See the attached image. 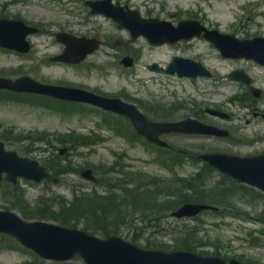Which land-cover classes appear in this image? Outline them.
<instances>
[{"label": "rangeland", "instance_id": "obj_1", "mask_svg": "<svg viewBox=\"0 0 264 264\" xmlns=\"http://www.w3.org/2000/svg\"><path fill=\"white\" fill-rule=\"evenodd\" d=\"M21 1V2H20ZM73 4L72 0H0V12L7 15H18L23 19L33 22L50 25V29H57L65 25V21L78 22L75 16L69 14V11H77L83 6L84 0H77ZM123 4L129 5L130 8L140 12L143 18H157L169 21L172 24L179 23L182 20L197 19L215 24L220 27L224 33L236 35L238 38L264 37V0H118ZM226 10V15L222 17L220 7ZM222 19H221V18ZM205 20V21H204ZM91 26L83 29V32L95 27L99 29L100 34L104 37V46L95 54L86 65V72L74 71L65 66H57L44 69L41 74L46 75L48 81L54 82H83L82 79L92 86H98L108 95L119 94L123 90L130 91L136 95L152 96L166 105L176 103L181 100H187L192 95L191 84L187 81H180L175 78L167 77L158 72H151L149 67L152 64H158L166 67L170 60L175 56L183 57H203L207 61L225 72V65L218 61L217 52L215 53L212 46L203 41L194 42L192 46L174 45L163 46L160 48L151 47L144 37L133 40L129 32L125 29H119L117 24L106 19L105 17L92 18ZM76 30V28H74ZM42 40L50 41L49 38H37L36 52L44 51ZM59 46L54 44L53 50H59ZM159 51H164L165 55L160 57L157 55ZM217 54V55H216ZM125 56L135 57L137 65L133 68H125L121 64V60ZM12 56L0 53V73L1 72H23L31 71V61L19 63L18 59ZM28 60V59H27ZM219 62V64H218ZM37 68V67H36ZM257 76H264L259 69H253ZM234 85V84H232ZM232 85H226L216 88L211 86L212 94L207 96L195 95L192 100L203 101L206 104L213 103L215 105L225 106L234 112L238 117H243L244 112L239 107L228 104V96L235 92ZM191 101V100H189ZM228 104V105H227ZM175 107L169 109L171 118H179L181 116L191 115L189 110H178ZM246 113H248L246 111ZM155 115V113H153ZM89 116V117H87ZM248 120L250 115H245ZM102 120L97 115H81L78 113L64 114L58 110L48 109L45 107L31 106L26 103L22 105L13 101H7L0 104V123L5 127L13 130L15 133L28 132L31 130L48 131L51 133L70 132L77 130L85 134H98L101 139L103 136L109 137L103 144L93 145L89 148H81L78 152L70 155L71 161L76 166H82L81 169L87 167L96 170V177L101 180V175L105 173L106 168L112 166L117 160L123 165L120 169L122 176L142 180L143 182L155 179L158 182L163 180H174L176 177L189 179L195 166L191 162L184 163L185 167L175 166L173 170L168 169L158 161L155 156L157 151L153 148H143L138 145H127L122 140H111V134H116L110 126H102ZM247 120L236 121L232 124L239 133L252 137L253 135L263 134L264 125L255 122L248 124ZM101 126V127H99ZM238 135V134H237ZM260 136V135H259ZM111 140V141H110ZM168 142L175 146L185 147L191 150L204 148L208 142L197 140L194 138H179L178 136H168ZM125 142V140H124ZM214 149L218 147L216 143H209ZM9 150L21 153L25 147L13 145L11 142L5 143ZM45 147V146H44ZM50 152L56 151L55 147H49ZM230 148V147H229ZM238 153H264V140L253 141L239 144L236 149ZM43 151H35L31 155L42 160ZM125 153V154H124ZM116 154H124L118 159ZM154 159V162L150 159ZM132 173V175L130 174ZM118 174V173H115ZM81 174H70L64 178L63 182L58 186H47L46 184H34L24 180L18 185L19 191L10 188L7 185L0 186V209L14 210L22 217L26 218L31 208L39 201L41 192L47 190L49 195H61L68 202L72 200L74 190L83 189L84 191L100 190L101 194L106 193L109 189L107 183L109 180L115 181L119 175L109 174L108 181H98L96 185L85 182ZM219 182V178H211L210 182ZM108 185H111L108 184ZM229 184L227 187H232ZM107 188V189H105ZM245 188H238L234 193L232 203L225 208L227 211L234 209L236 212L254 214V221L243 223L239 221L240 217H216L210 214L201 216V220L194 222L191 220L177 221L169 218L160 226L146 228L143 219L147 218L146 213L138 215L128 213L124 214L114 226L115 230L120 229L123 233L121 236L131 241L134 234L142 236L138 246L144 247L146 244H158L166 246L170 251L177 245L176 242L182 244V239L196 244L199 251L207 254L220 253L224 256L234 257L237 260H246L249 264H264V223L255 222L260 220L264 222V205L263 201L258 198L260 192L255 193L256 198L251 199L245 194ZM162 194V193H161ZM160 194V195H161ZM174 201V200H171ZM16 205L24 207L23 209H14ZM33 206V207H32ZM47 209L58 210L59 207L52 204L48 199L43 203ZM63 212V211H62ZM59 213L60 216L63 213ZM226 213V211H224ZM31 214V213H30ZM227 215H233L227 212ZM27 219V218H26ZM30 220V219H27ZM190 226V227H188ZM196 230L195 240L192 238L190 228ZM194 228L193 232H194ZM82 229V226L79 227ZM136 229V230H135ZM141 233V234H140ZM101 237V236H100ZM28 250L23 248L9 237L0 236V264H85L80 256H75L71 261L65 263L47 262L37 260Z\"/></svg>", "mask_w": 264, "mask_h": 264}, {"label": "water", "instance_id": "obj_2", "mask_svg": "<svg viewBox=\"0 0 264 264\" xmlns=\"http://www.w3.org/2000/svg\"><path fill=\"white\" fill-rule=\"evenodd\" d=\"M94 11L118 17L115 13L111 14L107 7L106 9L105 7H100ZM138 22L141 23L140 21ZM126 26L132 30L135 36L141 33L147 35V32L140 31L141 28H133L130 24H126ZM190 35L192 34L189 33L185 37L188 38ZM226 43L236 46V51H232L229 47L227 49L223 48L222 52L226 57H246L264 63V39L239 42L228 38ZM178 62L189 68V62L191 61L175 60L174 64ZM1 86L16 87L4 81H0ZM66 96L70 99H82L81 96L75 94H66ZM145 126L151 134L153 133L148 135L149 139L161 145H165L157 137L161 132H196L192 121L173 125ZM198 131L201 130L199 129ZM205 159L214 165H218L223 171L233 175L236 179L264 190V158L238 161L221 158L220 156H209L205 157ZM4 170L11 173L13 178L18 175L36 180L46 177L44 171L39 169L36 164L18 159L14 153H5L0 145V173ZM202 209L205 208L202 206H185L176 216L194 215ZM0 229L8 230L12 234L17 235L23 243L36 249L48 259L66 260L74 253L80 252L89 264H224L218 259L206 260L184 253L164 255L158 252H146L117 238L100 242L76 231L54 229L42 224L25 226L15 218H8L4 214H0ZM232 264L239 263L232 262Z\"/></svg>", "mask_w": 264, "mask_h": 264}, {"label": "flooded vegetation", "instance_id": "obj_3", "mask_svg": "<svg viewBox=\"0 0 264 264\" xmlns=\"http://www.w3.org/2000/svg\"><path fill=\"white\" fill-rule=\"evenodd\" d=\"M242 63H244V64H251L252 62H250V61H245V60H242L241 61ZM252 65H254V64H252ZM254 67H256V65H254ZM243 67H241L240 69H242ZM242 70H244V69H242ZM245 71V70H244ZM254 81L257 83V79L254 77ZM253 81V82H254ZM258 85V84H257ZM241 88L243 89V92L245 93V95L244 96H246V95H249V96H252V94H251V87H247L246 85H244V84H241ZM253 101L254 102H256L257 104H261L262 106L261 107H256V110H260V108H264V94H262V95H260L257 99H254L253 98ZM256 117H262V118H264V116H263V114L262 113H260V112H258V113H255L254 114ZM211 121H218L217 119H215V118H213ZM214 124H216V123H214ZM217 125V124H216ZM219 126V125H218ZM219 127H221V126H219ZM232 136V131H230V137ZM212 139H214V138H212Z\"/></svg>", "mask_w": 264, "mask_h": 264}, {"label": "trees", "instance_id": "obj_4", "mask_svg": "<svg viewBox=\"0 0 264 264\" xmlns=\"http://www.w3.org/2000/svg\"><path fill=\"white\" fill-rule=\"evenodd\" d=\"M145 195H147V193H144V194H142V195L137 194L138 204H139V205L144 204V205L147 206V208H148L149 210H151V211L156 210V208H157V206H158L157 203H155L154 200H150L151 198L148 199L147 196H145ZM159 209H160V208H159Z\"/></svg>", "mask_w": 264, "mask_h": 264}, {"label": "bare ground", "instance_id": "obj_5", "mask_svg": "<svg viewBox=\"0 0 264 264\" xmlns=\"http://www.w3.org/2000/svg\"><path fill=\"white\" fill-rule=\"evenodd\" d=\"M158 55H159L160 57H163V56L165 55V52H164V51H160V52L158 53Z\"/></svg>", "mask_w": 264, "mask_h": 264}]
</instances>
